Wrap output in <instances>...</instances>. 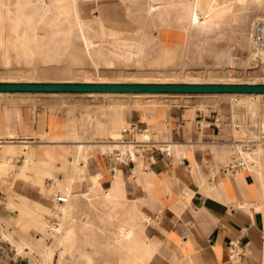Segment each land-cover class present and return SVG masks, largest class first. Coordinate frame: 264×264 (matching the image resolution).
I'll return each instance as SVG.
<instances>
[{
	"label": "crops",
	"instance_id": "obj_1",
	"mask_svg": "<svg viewBox=\"0 0 264 264\" xmlns=\"http://www.w3.org/2000/svg\"><path fill=\"white\" fill-rule=\"evenodd\" d=\"M162 37L169 43L181 40L166 33ZM2 93L8 94L0 95V161L14 166L5 176L16 186V194L47 203L53 178L63 176L62 159L72 160L81 144L87 177L98 174L106 188L116 170L125 197L148 216L144 231L156 242L150 264H264V147L261 156L232 175L224 170L238 157V141L259 139L264 129L236 128L237 107L226 94H189L135 106L124 98L93 93ZM132 124L150 128L154 145L132 160L119 161L110 154V145L119 151L129 147L114 140L112 132L140 140V132L127 131ZM15 151L18 158L9 159ZM31 151L36 153L32 161L51 167V175L20 173ZM1 177L4 174L0 182L6 180ZM10 229L1 217L0 230ZM12 247L0 238V264H10L6 250Z\"/></svg>",
	"mask_w": 264,
	"mask_h": 264
},
{
	"label": "rangeland",
	"instance_id": "obj_2",
	"mask_svg": "<svg viewBox=\"0 0 264 264\" xmlns=\"http://www.w3.org/2000/svg\"><path fill=\"white\" fill-rule=\"evenodd\" d=\"M47 1H53L50 3L54 4L46 18H54L57 24L72 22L74 16L70 14L69 1ZM107 1L109 0H102L98 4L95 23L91 21V24L96 26L95 19H104L107 29L114 31V38L136 43L140 50L119 54L106 47V53L107 50L110 53L100 56L109 63L100 58L98 65H94L86 53L83 36L78 30H74L70 37H58V40L64 38L59 43L56 38L43 35L42 28H47L49 22H42L39 35L35 36L28 31L25 9H21L15 17L19 28L26 27L23 32L19 29H2L5 26L1 17L2 8L11 5L10 8L14 9L15 1L0 0L6 3L3 7L1 4L0 9V82H49L50 79L66 78L72 82L264 83V52L254 54L251 49L254 24L257 21L264 22V0H212L215 13L213 12L210 25L207 26L188 23L180 26L173 18L165 26L155 18L146 17L141 7L142 0L139 3ZM29 7L30 5L27 8ZM164 33L168 36L175 35L181 40L169 45L162 37ZM5 94L8 93H0ZM81 94L87 96V93ZM224 94L232 105H236L237 122L241 128L251 129L254 126L264 129V94L260 97L253 96L254 99L248 94ZM93 95L124 98L126 104L137 106L147 103L153 105L189 94ZM233 98H237V101ZM240 103H248V106ZM120 136L117 132H112L111 135L114 140ZM256 137L258 136H254L255 140ZM137 138H150V134L147 137L137 134ZM112 144L116 146L119 143ZM82 147L81 144L78 145L72 160L62 159L60 169L63 176L53 178L55 182L49 187L51 193L47 203L30 201L16 194V186L5 176L14 166L7 167L4 160L0 161V175L4 174V178H1L6 179L0 182V194L5 196L0 198V212L4 213L0 215V219L5 216L6 222L11 225L10 230H0V238L8 240L13 246L6 250L10 264H123L107 239L111 236L112 228L98 221L95 208L103 207L101 202L105 194L118 199L126 198L124 184L118 174V179L116 178L115 171L106 188L99 181L98 174L88 178L87 154ZM112 147L110 145L109 149ZM263 147L264 145L257 144L253 150L260 149L262 152ZM34 156L35 151L27 154L20 173L25 175L26 170H32L35 175L41 172L51 175V167L42 168L37 161L27 162ZM4 157L6 156L2 155L3 159ZM8 158H18V151L12 152ZM75 162L78 163L77 172L71 178L70 172ZM85 180H90L88 185L84 183ZM116 180L119 184L122 182L120 188L116 187ZM58 194L64 195L66 201H58ZM22 205L35 210L51 226L61 222L67 213L72 220L66 224L61 235H54L50 227L43 229L29 215L22 213ZM86 217L91 219L90 225L93 226L83 223Z\"/></svg>",
	"mask_w": 264,
	"mask_h": 264
},
{
	"label": "bare ground",
	"instance_id": "obj_3",
	"mask_svg": "<svg viewBox=\"0 0 264 264\" xmlns=\"http://www.w3.org/2000/svg\"><path fill=\"white\" fill-rule=\"evenodd\" d=\"M14 1H15L14 9L10 8L11 2L9 3L10 7L2 8L1 17L4 20V24H5V26H3L2 29L8 31L10 29H14V30L19 29L21 32H23L24 28L26 27L19 28V24L17 23L18 20L15 17L21 9H25L26 12L25 19H26V23L29 25L28 31L30 33H33V35L35 36L39 35L40 32L39 29L42 28L41 27L42 22L44 23L49 22L47 28L44 27L42 28L44 32L43 35L54 37L56 38V40H58L57 39L58 37H66V36L70 37V35H72L71 33L74 32V30H78L83 36L86 53L94 65H98L101 59L104 60L105 63H109V61H107L104 57L101 58L102 55L108 54V52L110 53V51L108 50L106 53V49H105L106 47L107 49L108 47H110V49H112L111 52L115 50V52L113 53H119V54L125 52L127 53L134 51L136 52L140 50V47L136 43L134 44L124 39L119 40L118 38H114L115 37L113 33L114 31L107 29V27L104 25V19H100L99 21L95 19V21L97 22L96 26H93V24H91V21L94 22V17L96 16V12H97L96 9L98 7V4L101 3L102 0H67L69 1L71 6V9L69 10L70 14L74 16L72 22L68 24L67 23L57 24L55 23L56 21H54L55 20L54 18H50V17L46 18L49 15V13L53 10L52 6L54 3H50L53 1H49V2L47 0H14ZM112 1H116V0H109L107 2L109 3ZM119 1L121 2L129 1V2L139 3L141 0H119ZM213 1L212 0H142L141 5L143 6L141 7H143L146 17L148 16L150 17V19L155 18L156 20H158V22H160L165 26H168L170 22H172V18L175 19L178 22V24H180V26H183L185 23H188L189 25L198 24L201 26L204 25L207 26L210 25V21H211L210 17L212 16L213 12L215 13L213 9V4H214ZM238 1L245 2V0H238ZM1 4L2 7L4 5L6 6L5 2L4 3L0 2V9H1ZM29 5L30 7L27 8ZM63 39L64 38H62L61 40ZM61 40L59 39L58 42L61 43L62 42ZM107 44H110V46H108ZM168 44L170 45V43ZM120 94H125V93H120ZM127 94L134 96H141V95L148 96V95H155L157 93L131 92ZM240 94H248L251 97L253 95H256L257 97L261 96V94L259 93L256 94L240 93ZM251 102L254 101H252L251 99ZM240 105L247 107L248 103H240ZM143 136L147 137L148 135H143ZM109 150L113 152V147L110 148ZM241 152L242 155L247 159V161L254 160L255 157L261 156L262 153L260 149H258L257 151L246 150ZM31 160L32 159H28L27 162H30ZM119 160L124 161L125 159L121 157ZM256 163L258 162L256 161ZM77 167H78L77 162L72 164V171L70 172L71 178H73L75 173L77 172ZM263 170H264V166H263ZM115 174H116V178L118 179L117 176L118 172L116 170H115ZM121 183L119 184L118 181L116 180V187L120 188L122 185ZM101 203L103 207L100 209L95 208V212L98 221L100 223L110 225V227L112 228L111 236L108 237L107 239L110 241L112 245V248L114 250L113 252L118 255L119 261L122 262L123 264H150L156 251V244H155L156 242L154 243L153 241H149L144 231L145 221L149 219L148 216L142 213H138V209L136 208V205L127 198L118 199L115 198L114 196L112 197L111 194L109 195L105 194L103 195V199ZM21 212L29 215L31 217V220L37 226L42 227L43 229L44 227L47 228L50 227L51 233L54 235L58 233L61 235V231L63 229H66V224L71 223L70 221L72 220L71 217L69 216V213H67L64 216V218L61 220V222H59L54 226H51L47 224L46 220L43 219L35 210L31 209L28 205H22ZM83 223L87 226L88 225L93 226L90 225L91 219L88 217H86L85 220H83Z\"/></svg>",
	"mask_w": 264,
	"mask_h": 264
},
{
	"label": "water",
	"instance_id": "obj_4",
	"mask_svg": "<svg viewBox=\"0 0 264 264\" xmlns=\"http://www.w3.org/2000/svg\"><path fill=\"white\" fill-rule=\"evenodd\" d=\"M1 92L264 94V83L0 82Z\"/></svg>",
	"mask_w": 264,
	"mask_h": 264
},
{
	"label": "built area",
	"instance_id": "obj_5",
	"mask_svg": "<svg viewBox=\"0 0 264 264\" xmlns=\"http://www.w3.org/2000/svg\"><path fill=\"white\" fill-rule=\"evenodd\" d=\"M251 41H252L251 49L254 54H259V52H264V22H261V21L255 22ZM233 95H239V94L234 93ZM253 96L256 97V95H253ZM253 96L252 98L254 99ZM233 99L234 101H237V98H233ZM234 126L238 128L240 125L236 123ZM126 129L127 131H131V130L138 131L143 135H148L150 133V128L146 126L135 125V124H132ZM263 138H264V131L259 136V139L255 140V139L244 137L242 141H238L240 149H241L238 153V157H233L228 162V164L225 166L224 170L227 173L232 174L236 171V169L245 166L247 163V159L241 154L242 153L241 151L253 150L256 148L257 144L264 145ZM117 139L121 140L122 143L127 144V146L129 147L126 151L113 150V153L112 152L110 153L117 159H120L122 157L125 160H132L135 156L139 155L141 152L143 153L146 146H149L151 144L154 145V142H151L150 138L136 140V139L122 138V135H121ZM56 198L58 201H62V202L66 201V197L61 194H58Z\"/></svg>",
	"mask_w": 264,
	"mask_h": 264
}]
</instances>
